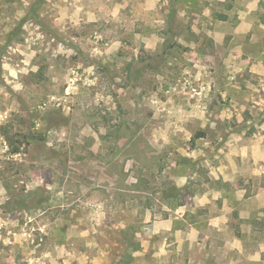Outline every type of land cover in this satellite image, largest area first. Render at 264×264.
I'll use <instances>...</instances> for the list:
<instances>
[{"label": "rangeland", "instance_id": "1", "mask_svg": "<svg viewBox=\"0 0 264 264\" xmlns=\"http://www.w3.org/2000/svg\"><path fill=\"white\" fill-rule=\"evenodd\" d=\"M0 264H264V0H0Z\"/></svg>", "mask_w": 264, "mask_h": 264}, {"label": "trees", "instance_id": "2", "mask_svg": "<svg viewBox=\"0 0 264 264\" xmlns=\"http://www.w3.org/2000/svg\"><path fill=\"white\" fill-rule=\"evenodd\" d=\"M5 138H6V141H8V138L7 137H5ZM25 145H28L27 141H26ZM10 147H12L11 151H10L11 154L21 153V151H20L21 149H19V147H16L15 145H11Z\"/></svg>", "mask_w": 264, "mask_h": 264}]
</instances>
